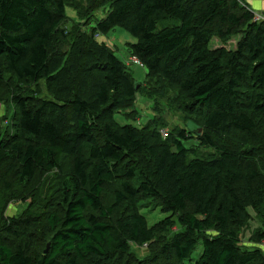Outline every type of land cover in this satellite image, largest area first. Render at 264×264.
<instances>
[{
    "label": "trees",
    "instance_id": "trees-1",
    "mask_svg": "<svg viewBox=\"0 0 264 264\" xmlns=\"http://www.w3.org/2000/svg\"><path fill=\"white\" fill-rule=\"evenodd\" d=\"M115 27L143 84L97 39ZM137 92L154 117L117 125ZM168 92L186 125L164 138ZM0 102V264H264V21L241 0H0Z\"/></svg>",
    "mask_w": 264,
    "mask_h": 264
},
{
    "label": "rangeland",
    "instance_id": "rangeland-1",
    "mask_svg": "<svg viewBox=\"0 0 264 264\" xmlns=\"http://www.w3.org/2000/svg\"><path fill=\"white\" fill-rule=\"evenodd\" d=\"M104 11L99 10L95 13V19H101L104 17ZM66 15H67V22L65 27H69L72 24V21L76 19L75 13L71 8L66 9ZM93 24V23H92ZM83 31H86L87 33H90V26L81 27ZM99 42H104L109 48H111L115 55L122 61L127 63L128 59L130 60V64L127 67V71L131 74L134 82L136 84H143L145 81L146 76V70L145 68L138 66L139 61L136 60L134 57H130L127 49L128 44L135 43V38L131 36L128 32L122 30L119 27H115L107 34L99 35L97 37ZM236 39H231V41L228 42V45L230 49L234 48ZM221 44L217 39H213L210 44V49H215L220 47ZM137 61V63H136ZM173 96L171 93H167L165 96H159L157 97V109L160 114L159 120L164 121L163 127H158L159 129H162L161 131L164 132H170L178 128H185L186 125V118L184 117V114L180 112V110L177 108V106L172 102ZM155 101V102H157ZM153 102L147 98L145 95L137 92L136 100L134 103L135 113L131 116L127 115L124 112H116L114 114V121L117 125H131L140 127L143 126L147 121L151 120L154 117V112L152 110ZM6 102H0V117L4 112H6ZM130 110H127L126 112H129ZM135 117V118H134ZM183 145L186 148L194 147L197 145V141L195 139H188L183 140ZM200 153L205 152H213L211 149H199ZM53 178V175H45L42 180L44 181L47 178ZM41 180V181H42ZM40 181V182H41ZM29 198H27L25 201H19V202H11L7 205L5 210V216L7 217H13L17 216L22 213L23 209H25L26 205L29 202ZM141 213L145 216L148 226H152L153 224H156L158 221L162 220L166 216L169 215V213L162 212L159 207L153 206L152 204H147L145 206H141L140 208ZM248 212L253 217V212L248 209ZM260 223L256 220L251 221L247 228H244L242 231V240L241 242L243 244L249 245L248 239L251 234V231L258 227ZM182 229V227L178 224H176L174 227L171 228V230L167 233L168 236H172L175 232H179ZM201 244H197L195 251L192 254V264L198 257V253L201 249ZM132 252H134L138 257L142 256L146 251L144 247H136L131 246Z\"/></svg>",
    "mask_w": 264,
    "mask_h": 264
},
{
    "label": "crops",
    "instance_id": "crops-1",
    "mask_svg": "<svg viewBox=\"0 0 264 264\" xmlns=\"http://www.w3.org/2000/svg\"><path fill=\"white\" fill-rule=\"evenodd\" d=\"M255 14L264 15V0H241Z\"/></svg>",
    "mask_w": 264,
    "mask_h": 264
},
{
    "label": "built area",
    "instance_id": "built-area-1",
    "mask_svg": "<svg viewBox=\"0 0 264 264\" xmlns=\"http://www.w3.org/2000/svg\"><path fill=\"white\" fill-rule=\"evenodd\" d=\"M254 21H257V22L258 21H264V15H262V14H255L254 13ZM129 62H130V60H129ZM136 63H137V61H136ZM161 135H162V137L166 138L167 132L162 131L161 132ZM259 247L264 252V241L259 244Z\"/></svg>",
    "mask_w": 264,
    "mask_h": 264
},
{
    "label": "water",
    "instance_id": "water-1",
    "mask_svg": "<svg viewBox=\"0 0 264 264\" xmlns=\"http://www.w3.org/2000/svg\"><path fill=\"white\" fill-rule=\"evenodd\" d=\"M135 88L137 89V88H138V86H136ZM187 127H188L190 130L196 131V132H197V134H199V133H200V129H199V128H196V127H194V125H193V124H191V123H187ZM48 247H49V244H47V247H46V249H45L44 253H46V252H47V250H48Z\"/></svg>",
    "mask_w": 264,
    "mask_h": 264
}]
</instances>
